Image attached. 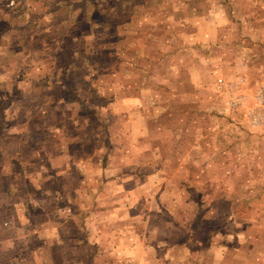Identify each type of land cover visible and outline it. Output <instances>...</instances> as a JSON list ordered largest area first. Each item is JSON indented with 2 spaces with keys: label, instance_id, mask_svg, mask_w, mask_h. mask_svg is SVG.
Returning <instances> with one entry per match:
<instances>
[{
  "label": "rangeland",
  "instance_id": "1",
  "mask_svg": "<svg viewBox=\"0 0 264 264\" xmlns=\"http://www.w3.org/2000/svg\"><path fill=\"white\" fill-rule=\"evenodd\" d=\"M135 1L77 0L73 17L76 22L69 29L48 27L50 33H43L45 27L38 21L56 23L60 16L69 17L70 11L66 8L55 14L53 8H47L57 0H0L1 45L15 43L21 34L23 39L29 36L34 41L33 51L25 55L24 61L10 54L9 60L20 61L13 63L16 65L11 70L3 67L5 56L0 55V264H52L55 259L48 252L52 246H46L44 239L58 243L56 260L64 264H70V256L77 257V264H135L152 242L166 235L176 239L177 232L171 230L175 228L174 218L186 223L196 213V207L192 242L168 251L158 258V264H169L166 259L177 264L178 257L191 251L194 259L184 264H264V120L255 122L259 111L257 92L264 88V0L243 4L244 12L247 8L253 18L234 19L235 34L227 39V46L215 41L199 48V57L198 49L185 54L192 58L190 64L201 62L204 57L207 61L200 68L199 88L174 85L177 92L190 94L189 101L198 105L186 106L194 110L187 123V115L175 111L181 107L173 106L185 102H159L162 111L175 113L168 117L162 113L159 125L165 130L153 135L149 131L138 134L133 127V120H139L140 114L148 116L149 109L133 115L132 107L148 106L154 96L168 95L170 90L165 82L170 84L168 79L172 78L173 84L178 83L191 70H178L177 76L168 77L169 70L163 72L158 66L150 74L153 64L146 60L153 61L155 53L147 58L149 52L142 51L134 57L133 50L124 48L126 41L134 40L122 30L125 21L136 6L142 9ZM209 4L211 10L221 6L214 0ZM140 8L135 11L140 12ZM224 9L231 13L230 8ZM109 10L112 14L107 15ZM41 12L46 17L36 20L35 15ZM105 21L108 35L102 32ZM156 23L161 29L154 30L158 35L163 34L167 25L175 26L178 34L182 29L177 22L167 23L161 17ZM68 30L78 37L72 40L75 47L88 48L83 59L78 56V61L85 58L88 66L72 72L71 89L67 91V84H24L49 77L45 71L39 75L37 67L40 62L53 66L59 60L53 53L42 54L40 46L47 43L50 52L67 53L69 46L61 40L57 48L59 44L52 37L65 35ZM165 40L159 42L162 49ZM180 41L183 47L187 39ZM228 45L233 53L227 51ZM222 56L238 63L236 77L248 79L237 89L246 93L249 100L237 109L230 107V100L227 103L222 93L231 96L229 88L220 92L211 85L219 73L210 63ZM116 60L120 67H109ZM122 61H136V71H123L126 63ZM174 77L179 78L177 82ZM54 93L63 97L65 108L47 117V105L53 104L50 101ZM79 95L81 99L77 98ZM251 101L253 105L249 104ZM215 103L221 107L217 109ZM210 113L216 115L211 117ZM100 124H104L103 129ZM55 125L61 126L56 135L59 142L63 140V149H58V141L53 143L54 134L48 130ZM59 131L65 133L58 134ZM196 142L199 144L194 145ZM69 154L73 158L68 159ZM220 160L233 165L228 168L222 164L224 176L234 175L232 185L225 190L237 197L233 218L221 219L210 214L213 205L202 203L220 198L206 197L220 189H215ZM84 161L86 165L79 164ZM162 188L165 190L161 193ZM92 208L93 213H87ZM86 236L92 242H88L89 246L84 243ZM71 237L79 243L73 246ZM116 241L124 244L118 258L112 247ZM152 251L150 256H155L157 251ZM92 255L98 258L91 261Z\"/></svg>",
  "mask_w": 264,
  "mask_h": 264
},
{
  "label": "crops",
  "instance_id": "2",
  "mask_svg": "<svg viewBox=\"0 0 264 264\" xmlns=\"http://www.w3.org/2000/svg\"><path fill=\"white\" fill-rule=\"evenodd\" d=\"M209 1V2H208ZM212 0H136L135 2H139L142 9L140 7H135L133 10V13L129 16L130 18L127 19L125 21V25L123 27V31L125 33V35H127L128 37H131L135 40V36L137 37L136 41H132V42H127L124 44V48L128 47L129 49L133 50L132 55L135 57L136 54H141V52L144 51L145 52H149V56L147 58H152V54L155 53V57L153 58L154 60L158 59V62L155 63L154 60L151 61V59L146 60L149 62H152L153 67L151 68V72L150 74H154V69L155 67H158L157 69H161V71H166L169 70V75L168 77H171L175 74V72H177L178 70L181 71L183 69H187V70H191V73H187V78L181 80L178 83H174L173 84V79H168L170 80V84H168L166 81V79H163V82H165V85H167L169 87L168 90H170V92L168 93V95H161L160 96H154L150 101H149V105L146 106L145 105H135L132 107L131 113L133 115L135 114H140L143 111H145V108L149 109V114L148 116L140 114L139 116V120L134 119L133 120V127H135V131H137L138 134H145L147 131L150 132L151 135L156 134V133H161L164 132L165 129L161 130V126L159 124H161V119H162V113L164 114V117H168L171 116L173 113V110H168L165 109V111H162V109L159 106V102H165V101H175V102H185L182 105H173L175 107L180 106L181 108H176V112H184L187 115V123L191 117V114L193 115L194 110H189L190 107H188V109L186 108V106L188 105H198L197 102L195 101H189L190 99V94L185 93L184 91L182 92H177L176 87L174 85H181L183 88L185 87V84L187 85H191L194 87H197L198 84H200V82H198V80H201V70L200 68H204L205 64L207 65V61L205 62V57L202 58V61L195 63L192 62L191 64L189 63V59L192 58H186L185 54L188 52H195V49H198V54L197 57L200 56V52H199V48L203 47L206 44H210L213 45L215 41H218L219 44L222 42L225 43L229 42L227 39L231 38L235 33H234V19L237 18H241V19H245V20H250L252 19V15L247 13V8H246V12H244L243 10V4H247L248 0H214L217 3H221V6L219 7V9H215V10H211L210 8H212V6L209 4ZM254 1V0H252ZM77 0H57V3H55L54 5H52L51 7H47V8H53L54 12L53 13H59L60 11H64V9H68V13L70 11V16L64 18L63 16L59 17V20L57 19L56 23H50L47 24L45 23V21H42L41 23L38 21V23L40 24L41 27H45L43 33H50V28L53 29H59L61 27H64L66 29H69L72 25L73 22H76L75 19H73V17L75 16L74 13L76 12V5ZM100 5V4H99ZM202 6H204L205 8H203ZM100 7L106 8L105 4H101ZM146 7H148V10L146 9ZM230 8L231 9V13H228V11L224 8ZM140 8V12L139 11H135L138 10ZM215 8V7H213ZM108 9V7H107ZM208 9V10H207ZM46 13H39V15H35V17L37 19H39V17L41 16H45ZM46 17V16H45ZM162 18L163 21L165 22H177L179 24V26H182V29L180 31V33L178 34L176 31H174L175 26H171L168 27L169 25H167L166 27H164L163 29V34L159 35L154 31L157 30V32L160 29L159 26H157L156 20L158 21L159 18ZM36 19V20H37ZM107 21H105L104 23V28L102 29V32H105V34L109 33L108 31V27L106 24ZM166 24V23H164ZM142 25H145V28L142 29ZM13 25H9L8 27H11ZM50 27V28H48ZM47 28V29H46ZM49 29V30H48ZM146 29L150 32H144L146 31ZM57 32V31H56ZM67 33L65 35H57L55 34L52 38L54 39V43L59 44V46H57V48H60V43L62 40V43H66L65 40L67 41V39H70L68 41V43H73L72 45H69V49L71 46L76 45L75 40H78L77 35H71L69 34V30L66 31ZM175 33V34H174ZM177 33V34H176ZM238 34V33H237ZM240 35V34H239ZM83 37L88 38V35H83ZM180 38H184L187 39V42L185 44V46L180 47L181 45V41ZM166 39L165 42V47L162 49L161 47H159V42L162 43V41ZM25 40V41H24ZM73 40V41H72ZM27 42V43H26ZM163 42V43H164ZM26 43V45H25ZM68 43H66V45L68 46ZM3 44L0 41V55H4L5 57V61H6V65L3 66L6 69H13V65H16L18 62H20L22 59V61H24L25 59V55L32 53L31 51H33V49L31 48V46L34 44V41L29 37L26 36V38L23 39V35H19L16 37V41L11 42V43H7V45H1ZM177 44L179 46H177ZM18 45L21 46V51L19 52L18 48L16 49L15 47H18ZM49 46L47 43H43L40 47L43 49V51L41 52L42 54H64L62 53L63 51L57 52L54 50H51V52L49 51V49L46 47ZM227 46V45H225ZM229 46V49L227 50L228 52H232L231 51V46ZM76 49L73 51V56L70 54L69 57V62H71V64H68L67 67H63L60 65V62H54L53 66H46V63L44 62H40V67L38 68V71L40 72V74H43V72H47L49 75V77H43L41 78V80L39 81H35V80H28L26 81L24 84L27 85H35V84H39L43 87H47V86H61L63 84V82L60 80L61 76H62V72H65L67 69V76H68V80L70 82V86H72V80H71V75L72 72L76 69V68H85L88 66V63L86 65V60L84 58L83 61H78V56L80 55V58L83 59L84 54L88 53V48L87 47H83L81 49H79L78 47H75ZM16 49V50H15ZM56 49V47H55ZM69 49L66 50V52L69 51V53L71 52ZM82 49H85V51H82ZM13 50V52H12ZM10 54L12 56L14 55H18V58L20 61H15L13 58L11 60H9V56ZM157 54H159L160 56H157ZM57 57V56H56ZM139 56H137L136 58H138ZM61 58V57H60ZM58 59V57H57ZM120 59V58H118ZM117 59V60H118ZM44 60V59H43ZM59 60V59H58ZM116 62L112 65H110L109 67H120V63ZM137 61H139L137 59ZM198 61V60H197ZM88 62V61H87ZM125 62L126 65L123 67L124 70L123 71H136L137 69V62L136 61H132V62H126V61H122ZM154 62V63H153ZM16 63V64H13ZM166 63H171L169 67H165ZM240 63V62H239ZM195 64V66H194ZM211 64V68L213 70H215V72H218L219 74L217 75V79L215 81H213L211 83L212 87H215L217 90H219L220 92L224 91V87L218 88L219 85L221 83H224L223 85H229L232 86L234 89V86H243V84H247V78L245 77H236L235 76V70H236V66H237V62H235L234 60L230 59V58H226L224 56L222 57H218L215 59V61H213V63ZM155 65V66H154ZM141 67V66H139ZM161 67V68H160ZM19 68V67H18ZM43 70H41V69ZM198 69L197 71L194 70ZM31 69V67L29 68ZM135 76V74H133ZM46 76V75H45ZM124 76V74H123ZM175 76H177V73L175 74ZM40 78V77H37ZM219 78H224V81H217ZM179 79V78H178ZM178 79L176 80V78L174 77V81H178ZM198 79V80H197ZM60 81L62 82V84L60 83ZM243 83V84H242ZM162 85V84H161ZM200 87V85H198V88ZM246 87V86H245ZM248 87V86H247ZM246 92L249 93L247 91L246 88ZM227 100V103L229 102V100H232L235 98L236 95L238 94H243L244 97L246 98V101L249 100L248 95L246 93L240 92L238 89L230 92L232 93V95H228L227 92H222ZM136 94V93H135ZM250 94V93H249ZM132 95V94H130ZM56 97H60V98H56ZM135 95H133L131 98H134ZM234 97V98H233ZM53 104L50 105L48 104V111L46 116L49 117L51 115L55 116L58 113H60L61 108H65L63 107V104L65 102V100H63V97L58 95V93H54L53 95ZM77 98H80L77 96ZM64 101V102H63ZM49 102V103H50ZM195 102V103H194ZM66 103V102H65ZM193 103V104H192ZM226 103V101H225ZM254 101L250 102V105H253ZM144 104V103H142ZM66 105V104H65ZM172 105V104H171ZM215 106H217V109H219L221 106L218 105V103L214 104ZM228 107V106H226ZM230 109V107H228ZM203 111V110H201ZM66 114H68V111L66 112ZM207 115V113H205ZM45 115V114H44ZM211 117H214L216 114L214 113H210ZM214 115V116H213ZM218 116V115H217ZM193 119V116H192ZM86 121V119H84ZM99 122V121H98ZM130 122V121H129ZM190 122V121H189ZM78 125L80 126L82 123V120L77 122ZM88 123V121L86 122V124ZM247 123L249 124L248 120ZM250 125V124H249ZM104 124H100V127L103 129ZM252 128H255L254 126L250 125ZM78 127V126H76ZM107 128H108V122H107ZM51 129L50 132H52L54 134V141L53 143H55L56 141L59 142L58 137H57V133L56 131L61 129V126H54V127H48V130ZM79 132V131H77ZM65 131H59L58 134H64ZM205 135L204 133H201V136ZM214 135V134H213ZM56 136V138H55ZM215 136V135H214ZM206 137V136H205ZM218 137H220V134L218 135ZM151 140H154V138L152 137ZM63 141V140H62ZM62 141H60L59 143H57V147L59 148H64V143H62ZM234 143H236V141H234ZM51 144V143H49ZM199 144V142H196L194 145ZM63 145V146H62ZM70 147V146H69ZM227 146H225L226 148ZM228 149V147H227ZM224 152H226L224 150ZM70 154H72V152H70ZM69 154V158H73L71 157ZM65 160V164H67V160ZM221 161V160H220ZM228 163V162H227ZM231 163V161L229 162ZM59 164V163H58ZM79 164H87L86 161H84L83 163H79ZM227 166L228 168L232 167L231 165H227L225 162H220L217 165V179H216V183L217 185L215 186V189H218L220 186L219 191L216 192L214 191V193H207V198L211 197L212 195H219L220 198L217 197V199L215 201H213L212 203H209L207 201H204L202 203H205V205H213V208L211 210V212H209L210 214H215L217 215L219 218H233V211L232 209H235L236 207L233 205L234 199H236L237 197L232 196L231 190L230 192H226L225 190H227L228 188H230V186L232 185L231 182L234 178V175H229V176H224L223 173V165ZM233 174V173H232ZM226 186V187H225ZM234 187H236L234 185ZM214 189V190H215ZM165 189H161V193L164 192ZM227 196H230L229 198ZM260 195H258L257 198H259ZM252 200V199H251ZM221 203H224V205H222ZM162 206V202L160 203ZM250 204V202H249ZM128 210V207H126ZM118 209V208H117ZM166 209V208H164ZM93 208L89 211H87V213H93ZM198 211V207H196V213ZM194 215L193 217L186 223H180V221L175 217L174 218V223L175 224V228H171V230H175L178 234L177 238L174 239L172 238L170 235L169 236H165L163 238H160L159 240H157V242H152L150 245H148V251H146L144 254L140 255L138 257V260H136L135 264H145V261H147V264H158V258L161 257L162 255H165L168 251H172L174 250V248L176 246L179 245H186L187 243H191L192 242V229L195 227V220L197 218L198 213L196 214L195 212H193ZM135 226V225H134ZM45 227V226H44ZM84 227V226H83ZM174 232V231H173ZM47 239H44L43 243L46 246H52L48 252L50 254V256L55 259L53 261L52 264H64L62 263V261H58L56 260V258L58 257L57 255V251L59 250L58 247V243H56V241H52L49 242L47 241ZM91 242L89 241V237H85L84 243L86 245H88ZM70 243H73V246L77 245L79 243V240L75 237H71L70 239ZM92 243V242H91ZM162 245V246H161ZM89 246V245H88ZM124 246V244H122L121 241H116L113 243L112 247L115 250V255L116 258H118L121 255V249ZM156 250L157 253L155 254V256H150V254L153 252L152 250ZM160 249V251H158ZM162 251H164L162 253ZM192 252V251H191ZM191 252L184 256V257H178V263L177 264H184V263H188L190 260H193L195 255H191ZM147 254V255H145ZM91 255V254H90ZM88 256V255H87ZM150 257V260L148 261ZM77 257H69V262L70 264H72V262L74 264H77L76 261ZM95 258H98V256H91V261ZM180 260V261H179ZM169 264H173L175 262H173L172 260L169 261V259H166L165 262ZM150 262V263H149Z\"/></svg>",
  "mask_w": 264,
  "mask_h": 264
},
{
  "label": "built area",
  "instance_id": "3",
  "mask_svg": "<svg viewBox=\"0 0 264 264\" xmlns=\"http://www.w3.org/2000/svg\"><path fill=\"white\" fill-rule=\"evenodd\" d=\"M224 83H221L219 85V88L225 86L224 88H229V90L234 91L235 89L237 90V86H234V89L232 86L229 85H223ZM234 98V97H233ZM257 103H258V108L259 111L258 113H256L255 115V122L256 123H262L264 120V112L262 110V108L264 107V88H259L258 92H257ZM246 102V98L244 97L243 94H238L235 96L234 99L230 100V107H232L233 109H237L240 106L244 105Z\"/></svg>",
  "mask_w": 264,
  "mask_h": 264
},
{
  "label": "trees",
  "instance_id": "4",
  "mask_svg": "<svg viewBox=\"0 0 264 264\" xmlns=\"http://www.w3.org/2000/svg\"><path fill=\"white\" fill-rule=\"evenodd\" d=\"M109 14H112V11L109 10L107 15H109ZM31 19H32V21H33V18H31ZM35 19H37V18L35 17ZM28 23L30 24V18H29ZM36 24H38V23H36ZM65 42L68 43V41H66V40H65ZM26 43H27V42H26ZM26 43H25V45H26ZM66 43H65V44H66ZM72 44H73V43H68V46H69V45H72ZM15 48H16V49L18 48V49H19V50H18L19 52L21 51V46H20V45H18V47H15ZM16 49H15V50H16ZM75 49H76V48H75V45H73V46H71L70 49H69V50L71 51L70 53H69V51H68L67 53H64V54H57V55H56V56L58 57L59 61H60V65H61V66H63V67L65 66V67H67L68 64H71V62H69V60H67L66 57H70V54L73 56V51H74ZM82 51H85V49H82ZM12 52H13V50H12ZM86 54H88V53H86ZM86 54H85V55H86ZM60 57H61V58H60ZM110 60H111V59H110ZM67 70H68V69H67ZM67 70H66L65 72H62V76H61V79H60V80L63 82V84H67V86H68L67 91H68V90L71 89L72 86H70V82H69V80H68V76H67V72H68V71H67ZM61 81H60V83L62 84ZM63 84H62V85H63Z\"/></svg>",
  "mask_w": 264,
  "mask_h": 264
}]
</instances>
